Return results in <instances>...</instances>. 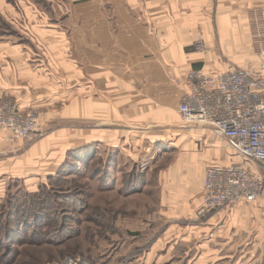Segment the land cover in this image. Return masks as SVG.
<instances>
[{
  "label": "crops",
  "instance_id": "0c3cea01",
  "mask_svg": "<svg viewBox=\"0 0 264 264\" xmlns=\"http://www.w3.org/2000/svg\"><path fill=\"white\" fill-rule=\"evenodd\" d=\"M69 3L58 14L56 4L63 11L66 3L0 0V100L40 110L44 133L15 152L0 142V179L27 183L65 151L90 144L166 148L158 213L172 221L138 260L229 264L236 255V264H264V191L252 203L199 213L205 167L237 159L211 129L183 128L177 107L184 88L175 82L190 70L216 75L256 65L264 51V0ZM34 5L46 9L45 27L24 31L18 12L34 17ZM187 239L193 251L171 254Z\"/></svg>",
  "mask_w": 264,
  "mask_h": 264
},
{
  "label": "rangeland",
  "instance_id": "374dc122",
  "mask_svg": "<svg viewBox=\"0 0 264 264\" xmlns=\"http://www.w3.org/2000/svg\"><path fill=\"white\" fill-rule=\"evenodd\" d=\"M56 1L66 3L63 11L55 6L62 14L72 0ZM33 9L34 17L18 12L20 29L45 27L46 9ZM41 131L33 143L44 136ZM134 149L94 145L83 162L67 150L27 183L0 179V264H52L69 256L87 264H142L138 257L172 221L158 213L157 175L168 150ZM177 231L184 230L171 237ZM194 246L187 239L170 252L182 256ZM230 261L236 264V255Z\"/></svg>",
  "mask_w": 264,
  "mask_h": 264
},
{
  "label": "built area",
  "instance_id": "2783aa9c",
  "mask_svg": "<svg viewBox=\"0 0 264 264\" xmlns=\"http://www.w3.org/2000/svg\"><path fill=\"white\" fill-rule=\"evenodd\" d=\"M203 51V42L195 43ZM184 91L177 107L184 129L206 127L227 141L236 157L229 165L212 164L204 169L200 215L252 203L264 191V51L256 65L235 68L216 75L190 70L182 82ZM41 111L21 110L0 100V142L9 152L34 142ZM52 264H87L75 256Z\"/></svg>",
  "mask_w": 264,
  "mask_h": 264
},
{
  "label": "trees",
  "instance_id": "16d2710c",
  "mask_svg": "<svg viewBox=\"0 0 264 264\" xmlns=\"http://www.w3.org/2000/svg\"><path fill=\"white\" fill-rule=\"evenodd\" d=\"M93 144H90V145H86L84 147H80V148H77V149H72L69 153L70 154H75L76 153V157L79 158L77 161H85V159L87 158V152L93 148ZM51 177L53 175H50Z\"/></svg>",
  "mask_w": 264,
  "mask_h": 264
}]
</instances>
